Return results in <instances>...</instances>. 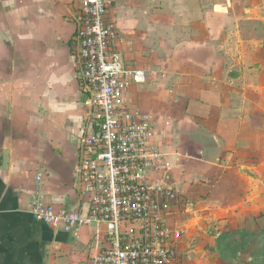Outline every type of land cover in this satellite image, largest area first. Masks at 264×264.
<instances>
[{"label":"crops","instance_id":"0c3cea01","mask_svg":"<svg viewBox=\"0 0 264 264\" xmlns=\"http://www.w3.org/2000/svg\"><path fill=\"white\" fill-rule=\"evenodd\" d=\"M78 3L0 0V264H88L89 230L76 240L31 212L36 194L59 208L78 200L84 107L68 20ZM112 5L118 49L146 74L128 97L166 133L173 186L190 203L226 204L207 214L221 232L245 229L226 224L233 204L245 202L244 194L231 190L245 165L241 155L264 136L251 127L254 116L264 113L263 87L255 85L264 45L255 31L248 32L254 21L249 9L241 0H112Z\"/></svg>","mask_w":264,"mask_h":264},{"label":"built area","instance_id":"2783aa9c","mask_svg":"<svg viewBox=\"0 0 264 264\" xmlns=\"http://www.w3.org/2000/svg\"><path fill=\"white\" fill-rule=\"evenodd\" d=\"M112 6V0H79L68 18L84 107L77 203L59 208L36 194L31 212L76 240L89 230L88 264H185L182 229L174 222L182 197L167 183L166 133L128 97L146 74L118 49ZM41 178L35 176L37 184Z\"/></svg>","mask_w":264,"mask_h":264},{"label":"rangeland","instance_id":"374dc122","mask_svg":"<svg viewBox=\"0 0 264 264\" xmlns=\"http://www.w3.org/2000/svg\"><path fill=\"white\" fill-rule=\"evenodd\" d=\"M241 2L249 9L248 17L254 18V21L247 25L248 32L255 31L256 36L264 45V0H241ZM255 80V85L262 86L264 92V58L255 75ZM262 114L263 116H254L256 121L251 124V127H255L256 130L261 128L259 132L264 135V113L262 112ZM156 125L162 131L161 126L158 123ZM169 141L172 143L173 137L172 139L169 137L167 142L169 143ZM244 151L241 160L245 165L240 167L237 178H234L237 181L232 183L234 186L231 190L236 195L244 194L243 201L245 202L236 201L233 204L236 209L231 212L230 216L231 221H235V224L229 220L226 227L231 228L237 225V227L245 228V239L240 240L239 235L232 232L223 234L220 225L207 217L208 212H220L226 204L210 200H198L190 203L182 198L181 203L175 208L178 213L174 222L176 228L182 229L180 244L183 242L182 253L185 264H232L233 260H237L238 264H247L246 262L248 264H264V136L257 141V148L246 146ZM169 173L172 176L171 171ZM171 178L174 182L173 177ZM238 212L241 213L238 214ZM244 212H246L245 219L242 218ZM259 214L262 216L261 228H258ZM253 222L257 223L256 231H251V227L253 229L255 224ZM220 233L222 235L219 236ZM225 237L226 241L223 239Z\"/></svg>","mask_w":264,"mask_h":264},{"label":"trees","instance_id":"16d2710c","mask_svg":"<svg viewBox=\"0 0 264 264\" xmlns=\"http://www.w3.org/2000/svg\"><path fill=\"white\" fill-rule=\"evenodd\" d=\"M228 232H229V234H230V232H232V233H241V234H243V235H246V231H245L244 229H240V230H232V231H226V232H223V234H224V233H228ZM229 234H228V235H229ZM220 235H222V233H220L219 236H220ZM223 239L225 240V238H223Z\"/></svg>","mask_w":264,"mask_h":264},{"label":"water","instance_id":"95a60500","mask_svg":"<svg viewBox=\"0 0 264 264\" xmlns=\"http://www.w3.org/2000/svg\"><path fill=\"white\" fill-rule=\"evenodd\" d=\"M167 183L172 184V180L170 179V173L167 171Z\"/></svg>","mask_w":264,"mask_h":264}]
</instances>
